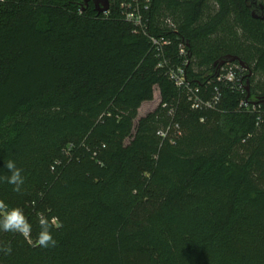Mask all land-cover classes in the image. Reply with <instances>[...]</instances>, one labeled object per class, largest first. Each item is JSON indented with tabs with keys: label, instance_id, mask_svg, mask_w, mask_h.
I'll return each instance as SVG.
<instances>
[{
	"label": "trees",
	"instance_id": "trees-1",
	"mask_svg": "<svg viewBox=\"0 0 264 264\" xmlns=\"http://www.w3.org/2000/svg\"><path fill=\"white\" fill-rule=\"evenodd\" d=\"M146 17L143 34L117 4L0 1V176L11 159L40 180L60 225L55 247L16 233L4 264H264V0H150ZM148 36L170 39L173 62L183 43L188 82L204 98L219 87L220 104L191 109ZM226 57L248 68L245 96L216 82ZM47 143L80 158L51 177L32 155Z\"/></svg>",
	"mask_w": 264,
	"mask_h": 264
},
{
	"label": "built area",
	"instance_id": "built-area-1",
	"mask_svg": "<svg viewBox=\"0 0 264 264\" xmlns=\"http://www.w3.org/2000/svg\"><path fill=\"white\" fill-rule=\"evenodd\" d=\"M109 4H117L122 10L124 21L134 26L136 31L147 34V12L150 7V0H108ZM155 50L157 57L160 59L157 68L162 70L168 79L172 82L177 90H180L186 101L193 110H212L216 108L222 100V92L219 87H215L211 95L204 98V94L199 87L192 86L186 78V66L188 64V52L186 46L180 43L177 48V60L173 62L167 57L166 49L170 46V39L166 37L148 36ZM230 65V64H228ZM243 69L240 65L232 67H221L216 75L218 86H225L231 91L239 92L241 96H245L242 85ZM250 104H246L241 100L239 107L248 108ZM251 111L256 110V105L251 104ZM175 134H179L178 126H175ZM161 137H166V132H160ZM69 153V150L68 152ZM53 171V169H52Z\"/></svg>",
	"mask_w": 264,
	"mask_h": 264
},
{
	"label": "rangeland",
	"instance_id": "rangeland-1",
	"mask_svg": "<svg viewBox=\"0 0 264 264\" xmlns=\"http://www.w3.org/2000/svg\"><path fill=\"white\" fill-rule=\"evenodd\" d=\"M159 103V94L158 92H154L153 99L150 102L144 103L139 111L138 117H142L148 112L153 111ZM32 155L37 157L42 163L47 172V174L51 177L55 176L57 171L63 170L69 160L80 158L81 152L76 149L75 152L72 153H63L62 158H55V149L52 143L40 144L33 149ZM53 169V171H52ZM13 186L2 191V197L8 205L12 207H20L25 214L29 213L32 209H35L38 214L43 213L49 219H54L56 223L59 225L58 220L55 218L54 214V204L53 201L47 198V192L45 189V185L36 178H29L25 180V184L22 186V191L20 193H16L13 190ZM202 203V202H201ZM203 204V203H202ZM33 217L32 224V234L31 238L36 239V226L38 224V215L37 217L31 215ZM172 216L162 215L159 217V221L157 224V232L167 236V239L170 240L173 236L178 234L179 225L171 222ZM16 233H6L0 231V247L10 245L12 248V252L10 256H15L17 252L16 244L12 241ZM21 236V235H20ZM20 240H24L26 243L27 240L21 236ZM7 241V242H5ZM29 244V243H28ZM8 257V256H7ZM6 255L2 251H0V258L5 263L7 259ZM0 261V264H4Z\"/></svg>",
	"mask_w": 264,
	"mask_h": 264
},
{
	"label": "clouds",
	"instance_id": "clouds-1",
	"mask_svg": "<svg viewBox=\"0 0 264 264\" xmlns=\"http://www.w3.org/2000/svg\"><path fill=\"white\" fill-rule=\"evenodd\" d=\"M8 175L0 176V181L13 186V191L20 193L25 184V178L22 175L23 170L17 167L14 160L9 159L4 165ZM39 232L36 239L31 238L32 224L29 222L24 211L20 207H9V205L0 199V231L6 233H18L23 236L27 242L34 247L49 248L57 245V240L53 236V227H59L54 219H49L43 213L38 214ZM4 255H10L12 248L10 245L0 247Z\"/></svg>",
	"mask_w": 264,
	"mask_h": 264
},
{
	"label": "water",
	"instance_id": "water-1",
	"mask_svg": "<svg viewBox=\"0 0 264 264\" xmlns=\"http://www.w3.org/2000/svg\"><path fill=\"white\" fill-rule=\"evenodd\" d=\"M88 2H91L94 5L95 12L97 14L106 13L108 11V9H109L108 0H84L85 4L88 3ZM237 61L238 60L235 57H226V58L220 60L219 62H217L215 65H218L217 67L220 68L226 63L231 64V63H234V62H237ZM238 63L243 69H245V70L248 69L242 62H238ZM242 85L244 86L243 80H242ZM247 90H248V88H247ZM245 93H246V91H245V88H244V94ZM244 101H245L246 104H249V103L246 102L245 99H244ZM260 104L264 105V100H261Z\"/></svg>",
	"mask_w": 264,
	"mask_h": 264
},
{
	"label": "crops",
	"instance_id": "crops-1",
	"mask_svg": "<svg viewBox=\"0 0 264 264\" xmlns=\"http://www.w3.org/2000/svg\"><path fill=\"white\" fill-rule=\"evenodd\" d=\"M0 1H2V0H0Z\"/></svg>",
	"mask_w": 264,
	"mask_h": 264
}]
</instances>
